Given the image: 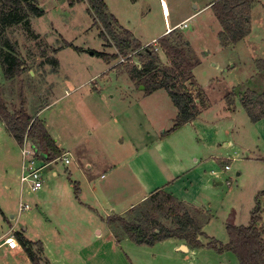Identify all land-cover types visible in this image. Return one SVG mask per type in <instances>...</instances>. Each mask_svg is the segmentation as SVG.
I'll return each mask as SVG.
<instances>
[{
    "label": "rangeland",
    "instance_id": "obj_1",
    "mask_svg": "<svg viewBox=\"0 0 264 264\" xmlns=\"http://www.w3.org/2000/svg\"><path fill=\"white\" fill-rule=\"evenodd\" d=\"M37 1L43 14L29 19L37 39L19 26L7 33L26 71L5 80L0 67V93L10 111L19 107L21 94L26 112L71 156L65 165L60 157L43 161V184L33 192L20 180V147L0 122V264H29L20 246L14 256L5 253L3 241L15 239L16 232L42 243V264H238L230 252L187 253L175 247L176 239L137 245L106 219L111 209L116 214L140 204L155 183L144 167L151 158L155 174L170 179L158 187V177L155 189L186 200L208 220L200 222L206 223L203 243L226 244V226L248 225L254 212L264 229V119L251 121L241 104V96L264 91L255 66L264 59V0L252 5L248 36L227 47L220 45L221 26L207 6L214 0H164L169 25L190 16L187 27L176 30L198 63L192 70L196 86L189 88L193 95L199 90L205 102L195 121L174 131L177 111L167 92L146 95L129 79L127 68L142 63L135 52L130 61L109 64L93 54L116 51L100 36L84 1ZM105 1L120 26L148 43L143 46L155 44L167 64L152 43L166 28L161 0ZM20 204L29 208L20 210ZM133 221L150 228L158 221L172 225L164 210L153 211L150 204Z\"/></svg>",
    "mask_w": 264,
    "mask_h": 264
},
{
    "label": "trees",
    "instance_id": "obj_2",
    "mask_svg": "<svg viewBox=\"0 0 264 264\" xmlns=\"http://www.w3.org/2000/svg\"><path fill=\"white\" fill-rule=\"evenodd\" d=\"M80 1L87 4L88 13L92 15L95 25L101 30L100 36L116 51L112 54L105 52H93V54L109 64L119 57L135 52L142 63L139 68L134 65L127 68L129 79L137 86H142L146 95L159 89L167 92L177 111L170 131L195 121L201 109L205 107V102L199 90L193 95L189 88L190 85L196 86L192 70L198 63L186 52L188 42L181 33L172 29L156 40L168 60L167 64H162L153 47H144L129 30L120 26L108 11L104 0ZM256 1L215 0L211 4L210 7L221 26L218 39L222 47L235 45L248 36L250 10ZM42 14L37 0H0V67L5 80L19 77L26 71L25 63L18 56L16 43L7 37L9 29L19 26L29 36L37 39L30 28L29 19ZM56 51L57 49L52 52ZM51 62L56 68V60ZM255 66L264 83V59L256 60ZM253 95L249 92L246 96H241V104L251 121L256 122L264 119V91L259 96ZM230 97L228 95L225 97L228 105L233 104V99ZM18 106L17 109L10 111L0 93V122L17 145H20L26 137L36 146L45 162L61 158V150L56 147L55 140L49 135L42 121L30 116L24 109L21 94ZM148 204L153 211L164 210L171 218L172 225L167 226L158 221L150 228L147 223L154 218L146 219L147 223L144 225L133 221V214L139 216V213L148 208ZM199 213L200 211L189 208L174 196L156 190L135 208L129 209L124 216L115 214L107 217L106 223L119 224L124 234L137 245L151 246L166 239H176L183 241L192 250L208 248L219 254L230 252L236 257L238 264H264V229L257 225L259 218L256 212L253 213L248 225L226 226L228 236L226 244L215 240L203 243L200 240L205 234L200 223L203 219L198 216ZM14 236L29 264L47 262L40 241L28 240L22 232H16Z\"/></svg>",
    "mask_w": 264,
    "mask_h": 264
},
{
    "label": "built area",
    "instance_id": "obj_3",
    "mask_svg": "<svg viewBox=\"0 0 264 264\" xmlns=\"http://www.w3.org/2000/svg\"><path fill=\"white\" fill-rule=\"evenodd\" d=\"M181 28L187 27L186 22H183L179 25ZM156 43V41L152 42ZM148 46V45H146ZM145 47V46H144ZM153 50L157 52L158 47L154 44ZM130 55H126L124 57H119V63H124L125 61H130ZM132 62V61H131ZM20 153H21V174L20 180L21 183L28 182L29 189L33 192L39 190L42 187L43 180L41 176V171L45 167V163H43V159L40 157V152L36 149V146L24 137L22 143L19 145ZM63 160V164H68L69 159L66 157L61 158ZM29 206L27 204H20L19 209L24 210L28 209ZM4 244L11 250H15L19 245L16 239L12 237H7L3 241Z\"/></svg>",
    "mask_w": 264,
    "mask_h": 264
},
{
    "label": "crops",
    "instance_id": "obj_4",
    "mask_svg": "<svg viewBox=\"0 0 264 264\" xmlns=\"http://www.w3.org/2000/svg\"><path fill=\"white\" fill-rule=\"evenodd\" d=\"M215 1V0H214ZM214 1H211L210 3H208V7H210L211 6V4L214 2ZM104 2H105V4H107L106 3V1L104 0ZM161 3H162V7H163V17H164V20H165V23H166V28H165V30L164 31H162L161 33H160V35H158V37H157V39L158 38H160L161 36H163L164 34H166V33H168L170 30H172V29H176V28H179V25L180 24H182L183 22H185L188 18H190V16H188V17H186V18H183V19H178V21L177 20H174V24L173 25H169V23H167V17L169 16V7H168V4L167 3H165V1L164 0H161ZM108 6V5H107ZM108 8V7H107ZM118 21V20H117ZM118 23H119V21H118ZM137 39V38H136ZM156 39V40H157ZM138 40V39H137ZM154 40V39H153ZM155 41V40H154ZM153 41V42H154ZM141 43V42H140ZM142 44V43H141ZM144 44H148V43H144ZM143 44V45H144ZM39 115V114H38ZM43 123V122H42ZM52 137V136H51ZM53 138V137H52ZM56 142L55 143H57V140H55ZM62 157L61 158H63V157H66L67 158V156H71L70 155V152L69 151H63L62 150ZM70 163V162H69ZM63 165H65V164H63ZM144 167H146L147 169L145 170L146 172V175L148 174V177H151V178H154V182L157 184V182H158V177H160L159 178V183H158V187L159 186H166L169 182H170V179L168 178V177H166L165 175H163L162 173L160 174V173H158L157 175L155 174V171H156V167H157V164L155 163V161H154V159H151V158H149V159H147L146 161H145V164H144ZM185 171V168L184 169H180V173L178 174V173H174L175 175H172L173 177H179V175L181 174V173H183ZM212 174H214L213 172H211ZM178 174V175H177ZM53 175H55V172H53ZM156 175V176H155ZM160 175V176H159ZM177 175V176H176ZM101 178H103V176L101 175ZM146 179H147V177H146ZM155 183H153V185H152V187L148 190V192H147V194L146 195H144V197H142V201L140 202V203H142L144 200H146L155 190H160V189H162V188H158V187H156V189H155ZM164 188V187H163ZM175 197V196H174ZM176 198V197H175ZM176 199H178V198H176ZM178 200H180V199H178ZM180 201H182L184 204H186V206H188L189 208H191V209H194V207H192L190 204H187L185 201L186 200H180ZM133 204H136V202L135 203H133ZM132 204V205H133ZM139 204V203H138ZM132 205H130V206H128V207H126V208H123L122 210H119L118 211V213H116L117 215H120V214H122V213H126V212H128V210L130 209V208H132L133 206ZM137 205V204H136ZM132 206V207H131ZM135 206V205H134ZM195 210V209H194ZM199 212V211H198ZM111 213H112V215H115L114 214V210L113 209H111ZM112 215H110V214H107V217H109V216H112ZM206 217V216H205ZM204 220L205 221H203V222H207L208 223V220H206V218H204ZM205 224L206 223H204V225H202V228H204V226H205ZM97 234L99 235L100 234V231L98 230L97 231ZM182 245H184V242L183 241H179V240H175V247H177V248H179L180 250H182L181 249V246ZM186 245V244H185ZM184 245V246H185ZM186 247V251H187V253H189V252H193V250L192 249H189L187 246H185ZM20 249V248H19ZM15 251H17V250H11V249H7V250H5V253L7 254V253H10L11 255H15ZM14 253V254H13Z\"/></svg>",
    "mask_w": 264,
    "mask_h": 264
},
{
    "label": "water",
    "instance_id": "obj_5",
    "mask_svg": "<svg viewBox=\"0 0 264 264\" xmlns=\"http://www.w3.org/2000/svg\"><path fill=\"white\" fill-rule=\"evenodd\" d=\"M92 52H89V54H91ZM142 88V87H141ZM43 157V156H42ZM182 250H186V247L184 245L181 246Z\"/></svg>",
    "mask_w": 264,
    "mask_h": 264
}]
</instances>
